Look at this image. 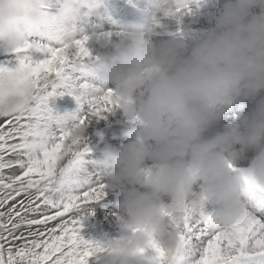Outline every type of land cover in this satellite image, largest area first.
I'll return each mask as SVG.
<instances>
[{"label":"clouds","instance_id":"obj_1","mask_svg":"<svg viewBox=\"0 0 264 264\" xmlns=\"http://www.w3.org/2000/svg\"><path fill=\"white\" fill-rule=\"evenodd\" d=\"M46 3L0 0V45L22 47L48 22ZM96 3L60 0L52 19L66 43L81 35L77 22ZM200 4L158 0L145 25L126 30L123 41L85 69L86 78L102 74L118 108L137 125L134 138L120 149L106 146L93 161L105 170L106 186L122 192V235L111 241L105 264H148L139 250H150L153 241L178 260L185 252L169 218L211 206V226L224 228L248 210L244 178L264 186V0H236L201 33L161 34L166 12ZM34 93L27 73L0 75V116L30 109ZM242 97L260 99L250 112L240 104L232 124L213 133ZM249 151L254 155L242 167Z\"/></svg>","mask_w":264,"mask_h":264},{"label":"snow or ice","instance_id":"obj_2","mask_svg":"<svg viewBox=\"0 0 264 264\" xmlns=\"http://www.w3.org/2000/svg\"><path fill=\"white\" fill-rule=\"evenodd\" d=\"M59 3L47 0L48 22L12 50L18 67L0 65V75L27 73L35 88L30 109L0 116V264H90L111 249L112 240L85 239L76 215L83 205L106 195V185L87 169L91 149L80 130L93 119L107 120L119 102L114 90H99L84 75L88 62L99 58L88 47L90 37L66 43L55 28L51 8ZM164 15L182 21L195 15V9L177 8ZM33 52L42 58L34 59ZM66 95L77 108L61 113L51 101ZM244 183L248 210L241 219L214 229L212 211L190 208L179 221L169 218L184 256L177 260L155 241L140 254L148 264H264V186L247 177Z\"/></svg>","mask_w":264,"mask_h":264},{"label":"rangeland","instance_id":"obj_3","mask_svg":"<svg viewBox=\"0 0 264 264\" xmlns=\"http://www.w3.org/2000/svg\"><path fill=\"white\" fill-rule=\"evenodd\" d=\"M157 2L158 0H97L96 7L91 10L90 14L82 15L81 19L77 22V27L81 32L79 37H82L83 35L89 36L88 47L93 55L100 57L101 55L112 51V47L115 43L124 40V36L120 35L121 33H124L133 26H140L141 22H144L142 26L145 25L154 11V4ZM235 2L236 0H201L199 8L193 6L195 9V15L183 17L182 21H177L173 18H165L164 23L167 26V30L165 31L164 28H161L159 31L164 37H167L170 32H204L212 25L218 23L225 9L229 5L235 4ZM145 7L148 11L146 12L147 14L145 13L147 16L143 14V10L146 9ZM58 9L59 4H55V6L51 8V12L55 13ZM254 11L258 12L259 10L257 8L254 9ZM106 35H108V39L104 38ZM106 44L109 46L106 47ZM32 55L34 59L42 58L41 54L36 52H33ZM18 64L17 54L12 50L7 49L4 45H0V65L15 69L18 67ZM88 79L95 88L99 90L112 88V85H110L103 78L102 74L98 72L91 74ZM261 96H264V93H261ZM259 99L260 97H256L255 99H246L242 97L241 101L243 103L239 102L237 107L216 125L217 131H223L232 124L235 117L239 114L240 104L243 105L246 111L250 112L256 106V102ZM51 104L61 113L74 111L77 108L75 99L72 96L67 95L53 99ZM115 111L119 112L116 113L117 115L121 116V113L124 114L119 108ZM117 115L114 116V118L110 117L112 115H108L107 120L93 119L87 128L86 135L89 138V147L91 149L90 154L87 156V160L90 161V163L87 164V169L93 176L95 175V178H99L102 174H105L104 169L98 168L93 163V161L99 159L103 154V149V151L96 150L98 147L102 146V142L109 139L107 140L108 143L103 144L102 147H104V149L109 145L115 148H121L123 144L132 139L131 137L126 140L121 136L118 138V136L114 135V133H122V129L127 130L132 126L131 123L127 122V118L118 116V118H121L118 119ZM110 118L112 120H109ZM112 135H114V137ZM109 137H113L112 140ZM248 153L250 158H252L254 153L251 151ZM97 181L106 185V181L103 179H98ZM119 192L120 191L114 192L106 186V195L101 199L90 201L77 211L76 215L82 220L83 229L84 226H92L94 228L101 227L103 229L101 232L99 231L93 234H91V231H94V228L87 229L85 231L86 234H84V230L82 229V235L85 239L108 242L121 238V223H115V226H110L108 222L104 220L107 216L111 217V221H116L119 217V203L122 199V196H119L121 195ZM112 206L114 207L112 208ZM91 217H96L97 221L87 222L86 220ZM90 264H105L104 257H93L90 259Z\"/></svg>","mask_w":264,"mask_h":264},{"label":"bare ground","instance_id":"obj_4","mask_svg":"<svg viewBox=\"0 0 264 264\" xmlns=\"http://www.w3.org/2000/svg\"><path fill=\"white\" fill-rule=\"evenodd\" d=\"M156 1H157V0H156ZM145 8H146V7H145ZM148 8H149V7H148ZM149 10H150V8H149ZM151 10H152V9H151ZM258 10H259V9H258ZM146 12H148V11H147V8L143 10V14H145ZM146 14H147V13H146ZM146 14H145V15H146ZM146 16H147V15H146ZM144 17H145V16H144ZM150 18H151V17H149L148 20H149ZM146 22H147V21H146ZM171 22H172V21H171ZM143 23H144V22H143ZM143 23L141 22V23H140V26H142ZM91 44H92V43H91ZM106 45H107L106 47L109 46L108 44H106ZM92 48H93V47H92ZM98 48H99V47H98ZM239 102H240V103H243L241 100H240ZM239 102H238V103H239ZM116 113H119V112L115 111L113 114H111L112 116H110V117L114 118V116L117 115ZM118 116H119V117L122 116V117L126 118V117L124 116V114H122V113H121V116H120V115H117V118H118ZM107 119H108V118H107ZM118 119H121V118H118ZM109 120H112V119L110 118ZM127 122L131 123L132 126H131L129 129H127V130H126V129H122V131H121L122 133H116V134L114 133L115 136H118V138L121 136V137L125 138L126 140L129 139V138H131V137H132V138L135 137V130H136V128H137V125L134 124L132 121H129V120H127ZM213 133H214V132H213ZM112 134H113V133H112ZM114 135H112V136L114 137ZM105 136H106V135H105ZM109 136H110V135H109ZM113 137H109V138H111V140H112ZM105 139H106V138H105ZM105 139H104V140H105ZM107 140H109V139H106L105 142H104V141L102 142V146H103L104 143H105V144L108 143ZM124 143H125V142H124ZM108 145H109V144H108ZM102 146L98 147V149H96V150H97V151H98V150H102V149L104 150V147H102ZM116 146H117V145H116ZM116 149H120V148L117 147ZM103 150H102V151H103ZM251 159H252V158H250L249 153H247L245 159L241 162V166H242V167L248 166V164H249V162H250ZM104 176H105V174H102L99 178H97V177L95 178V175H94V176H93V179L96 180V181H97L98 179H103V180H105V179H104ZM119 194H121V195H119V196H122V193L119 192ZM110 197H111V196H110ZM107 199H108V198H107ZM106 203H108V202H106ZM113 203H114V202H113ZM113 203H112V204H113ZM116 203H117V202H116ZM116 203H115V204H116ZM115 204H114V205H115ZM113 207H114V206H112V208H113ZM208 211H210V212L213 211V209H212L211 206L209 207ZM91 218H92V219H91ZM91 218H90V219H87L86 221H87V222H96V221H97L96 217H91ZM110 218H111L110 216H107L106 218H104V220H105L106 222H108V224H109L110 226H115V223H116V224L120 223V221H119V217L116 219V221H115V220L111 221ZM89 228H94V227H92V226H90V227H89V226H84V229H83V230H84V234H86L85 231H86L87 229H89ZM105 229H106V228H105ZM102 230H103V229H102L101 227L94 228V231H91V234H93V233H97V232H99V231L101 232ZM104 231H106V230H104ZM119 237H120V236H119Z\"/></svg>","mask_w":264,"mask_h":264}]
</instances>
